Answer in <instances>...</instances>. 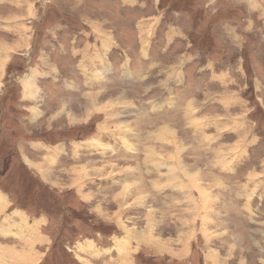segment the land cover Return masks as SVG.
I'll return each mask as SVG.
<instances>
[{"label":"rangeland","instance_id":"obj_1","mask_svg":"<svg viewBox=\"0 0 264 264\" xmlns=\"http://www.w3.org/2000/svg\"><path fill=\"white\" fill-rule=\"evenodd\" d=\"M0 264H264V0H0Z\"/></svg>","mask_w":264,"mask_h":264},{"label":"bare ground","instance_id":"obj_2","mask_svg":"<svg viewBox=\"0 0 264 264\" xmlns=\"http://www.w3.org/2000/svg\"><path fill=\"white\" fill-rule=\"evenodd\" d=\"M189 120V119H188ZM165 128V127H164ZM132 146V145H131ZM134 147V146H133ZM90 163V162H89ZM27 164V163H26ZM29 165V164H28ZM27 166V165H26ZM222 188V187H221ZM119 195V194H118ZM116 199V198H115ZM15 259V258H14ZM17 261V260H16ZM19 262V261H18Z\"/></svg>","mask_w":264,"mask_h":264},{"label":"crops","instance_id":"obj_3","mask_svg":"<svg viewBox=\"0 0 264 264\" xmlns=\"http://www.w3.org/2000/svg\"><path fill=\"white\" fill-rule=\"evenodd\" d=\"M33 167V166H32Z\"/></svg>","mask_w":264,"mask_h":264}]
</instances>
